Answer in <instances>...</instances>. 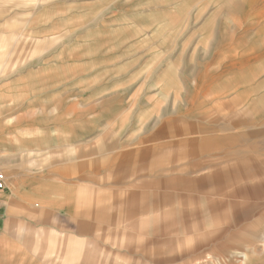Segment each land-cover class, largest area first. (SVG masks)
<instances>
[{"label":"rangeland","instance_id":"374dc122","mask_svg":"<svg viewBox=\"0 0 264 264\" xmlns=\"http://www.w3.org/2000/svg\"><path fill=\"white\" fill-rule=\"evenodd\" d=\"M94 1L7 185L82 191L74 264H264V0Z\"/></svg>","mask_w":264,"mask_h":264},{"label":"crops","instance_id":"0c3cea01","mask_svg":"<svg viewBox=\"0 0 264 264\" xmlns=\"http://www.w3.org/2000/svg\"><path fill=\"white\" fill-rule=\"evenodd\" d=\"M84 17L87 22L80 21ZM95 20L94 0H0V168L7 173L33 167L32 162L14 158L16 145L31 146L32 126L22 124L19 138L14 128L17 120L32 119V90L41 92L48 73L62 69L58 58L64 56L63 34L79 33L81 26L95 25ZM49 41H55L54 47ZM19 104L27 105L28 113L17 110ZM93 164L94 155L78 166L94 171ZM6 180L0 190V264H74L79 247L77 212L84 193V197L82 191L71 196L49 193L45 198L37 180L15 181L29 194L13 192ZM41 255L47 256L45 262Z\"/></svg>","mask_w":264,"mask_h":264},{"label":"built area","instance_id":"2783aa9c","mask_svg":"<svg viewBox=\"0 0 264 264\" xmlns=\"http://www.w3.org/2000/svg\"><path fill=\"white\" fill-rule=\"evenodd\" d=\"M5 187V174L3 170L0 168V190L4 189Z\"/></svg>","mask_w":264,"mask_h":264}]
</instances>
